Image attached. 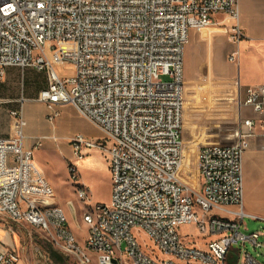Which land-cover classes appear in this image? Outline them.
<instances>
[{
	"label": "built area",
	"instance_id": "1",
	"mask_svg": "<svg viewBox=\"0 0 264 264\" xmlns=\"http://www.w3.org/2000/svg\"><path fill=\"white\" fill-rule=\"evenodd\" d=\"M218 15L233 21L228 37L240 43L239 0H0V78L9 66L45 72L39 99L49 120L72 104L100 128L103 138L77 132L69 140L78 159L106 148L112 180L110 202L83 214L89 228L81 242L35 160L41 140L26 146L28 121L22 109L12 110L15 134L0 136V216L39 229L81 264H230L240 240L263 248V232L247 234L242 226L253 215L246 211L244 155L258 122L264 125V84L237 83V141L199 149L201 186L180 176L186 45L192 28L215 25ZM77 195L89 199L84 185ZM187 224L212 237L207 248L184 241ZM135 227L165 256L146 251ZM18 260L14 249L0 246V264ZM243 264L264 262L245 252Z\"/></svg>",
	"mask_w": 264,
	"mask_h": 264
},
{
	"label": "rangeland",
	"instance_id": "2",
	"mask_svg": "<svg viewBox=\"0 0 264 264\" xmlns=\"http://www.w3.org/2000/svg\"><path fill=\"white\" fill-rule=\"evenodd\" d=\"M14 68L18 67L14 66ZM225 77V75L211 76L205 72L195 73L193 70L186 72L185 148L180 176L195 187L201 186L200 165L197 159L199 145L208 141L231 143L237 140L240 119L237 116L236 104H231L228 98L227 91L231 86L226 82ZM167 78V76L164 77V79ZM41 125L44 129L47 127L53 129L51 137L46 139L45 143L50 142L54 148L44 147L41 144L35 150V160L47 171V178L56 188L59 201L68 205L67 200L70 198L77 207V213L69 214V217L76 233L80 239H83L87 230L83 214L97 203L110 202L112 184L108 166L109 154L106 148H92L87 151L84 160L78 159L74 157L69 139L77 132H82L94 139L103 138L104 133L87 118L78 114L72 104L60 107V116L54 126L49 123L47 117ZM55 136L58 138L56 139ZM261 161H264V151L262 156L250 158L248 164L253 166ZM250 175L251 171H248L245 156L246 211L256 216L245 217L242 231L248 234L261 230L263 232L261 240L264 241V178L249 180ZM79 179L89 193V199L85 203L81 202L77 195ZM249 186L251 188L248 189ZM1 229L9 233V239L2 237L3 241L13 247L19 260L23 258L28 264H55L49 254H46L47 247L62 252L42 231L9 221L3 216H0ZM182 231L194 236L199 235L194 224L182 226ZM134 233L146 251L161 255L160 250L144 230L135 227ZM40 252L46 256H42ZM245 252L253 254L264 262V247L256 248L250 240L246 243L242 240L234 243L228 254V262L243 264ZM68 259L70 263L74 262L70 257Z\"/></svg>",
	"mask_w": 264,
	"mask_h": 264
},
{
	"label": "crops",
	"instance_id": "3",
	"mask_svg": "<svg viewBox=\"0 0 264 264\" xmlns=\"http://www.w3.org/2000/svg\"><path fill=\"white\" fill-rule=\"evenodd\" d=\"M239 5L241 12L240 24L243 27L246 35V37L240 43H234L230 41L228 37L229 29L233 21L230 19L224 21V16L218 15L217 23L215 24L217 26L212 25L205 27V30L204 28H201L203 29L201 31H197L195 28L190 30L189 41L186 45L185 51V82L187 70H193L195 73L205 72L211 76L225 75V78L227 79L226 82L231 86L229 91H227L228 98L231 100V104L236 103L238 82L243 86L264 84V0H239ZM232 52H236V56L233 60H230L229 55ZM17 67L18 68H14V66L7 67L4 75L0 78V98L6 100L5 102H0V136L8 138L15 134V127L17 125L18 119L12 114V110L20 111L22 109L28 121V124L25 128L26 146L31 147L35 145L38 140H41L43 144L42 146L54 148L51 146L50 142L46 141L45 143V140L51 137L53 129L49 127L44 129V127L41 125V122H43L46 117L50 124L54 126L55 123L49 120L47 106L39 99L40 91L47 86L46 74L45 72L39 71L33 67ZM247 114L249 116L259 118L261 116L256 115L251 110H249ZM256 129L257 134L251 139V147L244 155V157L246 156L248 171H251L249 180L251 178H264V161H261L259 164L256 162L253 164V166L248 164L250 158L262 156V152L264 151L261 149L264 135V125L259 121ZM55 138L57 139L58 137L55 136ZM236 141L231 143H222L216 141L204 142L199 145L198 151L205 144H233ZM69 144L71 145L70 140ZM84 159L85 158H82V160ZM41 169L43 170L44 175L47 177V171L44 170L45 168ZM78 182L80 186L83 185L80 179ZM80 186H78L76 189H78ZM249 188H251V186H249L248 189ZM54 189L56 192L55 187ZM80 201L83 202L82 200ZM56 202L66 209L68 216L69 214L74 215L77 213V207L73 201H71L69 198L67 200L68 205H65L63 202L59 201L57 192ZM249 213L253 214L252 212ZM253 215L256 216L255 214ZM13 222L35 228L26 223L16 221ZM70 224L74 228L71 221ZM86 227L87 234L89 228L87 224ZM181 233L184 241L188 245L202 248H207V241L212 238L211 236L204 237L200 234L191 236L188 235L187 232H183L182 229ZM8 234L9 233L7 230H0V246L3 245L13 249V247L5 243V241L2 239V237L9 239ZM77 236L81 242L85 241V236L83 239H80L78 234ZM51 249L52 248L47 247L46 254H49L50 258L55 264H81L75 257L60 251L58 252H60L62 255V260L60 262H56L52 258ZM40 254L42 256H46L43 252H40ZM160 254V256H165L163 253ZM69 257L73 259L74 262L70 263L68 259ZM17 264L28 263L22 258L17 262ZM94 264H97L96 260H94Z\"/></svg>",
	"mask_w": 264,
	"mask_h": 264
},
{
	"label": "trees",
	"instance_id": "4",
	"mask_svg": "<svg viewBox=\"0 0 264 264\" xmlns=\"http://www.w3.org/2000/svg\"><path fill=\"white\" fill-rule=\"evenodd\" d=\"M51 248V247H50ZM51 254H52V258L54 259V261L56 262H60L62 260V255L60 254V252L55 251L53 249H51Z\"/></svg>",
	"mask_w": 264,
	"mask_h": 264
}]
</instances>
